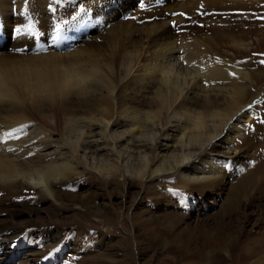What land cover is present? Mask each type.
Here are the masks:
<instances>
[{
	"label": "bare ground",
	"instance_id": "6f19581e",
	"mask_svg": "<svg viewBox=\"0 0 264 264\" xmlns=\"http://www.w3.org/2000/svg\"><path fill=\"white\" fill-rule=\"evenodd\" d=\"M80 1L90 7L91 16L103 8L91 4L103 0ZM111 1L106 9L112 10L109 18L120 16L114 14L115 2H127L122 8L127 11L139 1V12L147 2ZM213 1L223 9L230 3L233 9L248 5ZM39 2L42 17L53 12L48 0ZM147 3L143 6L149 11L140 15L149 14L153 18L149 24L137 18L102 32L97 23L104 27L105 20L95 16L91 21L89 16L91 33L77 37L48 31L42 36L53 50L48 55L0 62V185L16 183V193L37 192L55 200V188L80 178L83 169L111 182L121 176L132 187L134 181L147 185L173 180V186L187 191L222 183L234 166L231 161L242 158L240 145L253 116L247 107L260 91L247 98L243 87L254 80L241 62L220 56L213 45L205 44L210 37L194 27L174 34L176 19H169L173 8L163 0ZM17 6L14 0L0 1V20L16 21ZM254 22L252 17L245 24ZM2 31L1 27L0 44ZM32 38L26 33L17 37L19 42ZM76 40L93 43L68 53L55 51ZM59 128L58 136L54 130ZM6 133L12 135L5 140ZM143 189L157 195L164 188ZM138 223L147 225L143 220Z\"/></svg>",
	"mask_w": 264,
	"mask_h": 264
},
{
	"label": "rangeland",
	"instance_id": "374dc122",
	"mask_svg": "<svg viewBox=\"0 0 264 264\" xmlns=\"http://www.w3.org/2000/svg\"><path fill=\"white\" fill-rule=\"evenodd\" d=\"M163 1L173 8L169 19L177 21L172 24L174 34L190 32L194 27L208 35L210 42L206 45H213L228 60L241 62L254 80L253 85L245 83L248 85L243 87L247 98L251 100L260 91L247 107V111L253 110V116L244 131L245 143L240 145L242 158L231 161L234 166L222 183L187 191L173 186V180L147 185L134 181L132 187L121 176L111 182L85 169L80 178L55 188V200L37 192L16 193V183L0 185V264H264V0H238L250 5L242 9H233L232 3L223 9L213 0H176L177 7L175 0ZM37 2L40 4L39 0H28L25 15L24 0H15L17 20L6 22L1 18L4 33L0 51L4 52L0 53V62L48 55L53 50L48 49V39L42 36L55 32L56 25H60L59 32L71 36L91 33L87 24L93 14L80 0H48L47 7L55 11L43 17ZM109 2L91 3L94 9L103 7L90 17L91 21L95 16L105 20L104 27L97 23L98 31H109L137 18L146 24L153 19L149 14L140 15L149 9H144L148 3L143 2L139 12V1L127 11L122 9L127 2L113 1L114 14L120 12V16L109 18ZM252 17L255 22L245 24ZM29 18L42 35L25 42H19L16 36L13 41L14 28L26 27ZM92 43L76 40L68 43L69 48L55 51L68 53ZM17 46L31 51H21ZM54 131L62 134L61 128ZM58 136L55 139L59 140ZM151 185L164 189L157 195L147 194L143 188ZM141 220L147 225L138 223Z\"/></svg>",
	"mask_w": 264,
	"mask_h": 264
},
{
	"label": "snow or ice",
	"instance_id": "6c2138e0",
	"mask_svg": "<svg viewBox=\"0 0 264 264\" xmlns=\"http://www.w3.org/2000/svg\"><path fill=\"white\" fill-rule=\"evenodd\" d=\"M15 2V0H14ZM59 2V0H57ZM25 8H24V14L27 15V5H28V0H24ZM55 11V9H52ZM67 23V22H65ZM56 31H60V25H56ZM22 33H26L31 37L39 38L42 34L36 29V25L32 22L31 18L28 19V23L26 27H15L14 28V34L19 37ZM262 64H264V60L261 61ZM12 134L11 133H6L4 139L6 140L8 137H10ZM11 151V149H10Z\"/></svg>",
	"mask_w": 264,
	"mask_h": 264
}]
</instances>
